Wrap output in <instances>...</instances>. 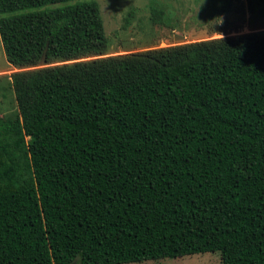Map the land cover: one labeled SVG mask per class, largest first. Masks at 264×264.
Instances as JSON below:
<instances>
[{"label": "trees", "instance_id": "16d2710c", "mask_svg": "<svg viewBox=\"0 0 264 264\" xmlns=\"http://www.w3.org/2000/svg\"><path fill=\"white\" fill-rule=\"evenodd\" d=\"M238 1L191 0L217 38L115 54L96 1L0 0L17 70L0 75V264H264V0Z\"/></svg>", "mask_w": 264, "mask_h": 264}, {"label": "rangeland", "instance_id": "374dc122", "mask_svg": "<svg viewBox=\"0 0 264 264\" xmlns=\"http://www.w3.org/2000/svg\"><path fill=\"white\" fill-rule=\"evenodd\" d=\"M91 1V0H88ZM96 1L100 8L101 18L103 21L105 34L113 36L114 31H118V38L116 40L117 48L115 54L128 53L131 51H141L146 48L154 46V42L159 47H166L169 45H176L184 42H191L197 40L217 38L220 35L214 34L210 29L211 25L205 23V27L200 23V19L194 21L190 17L197 12V5L191 3V0H159L166 5V11L170 14L177 15L179 17V24L174 26V29L168 27H158L150 22V0H93ZM193 2V0H192ZM193 4V5H192ZM206 4V5H205ZM244 4V0L238 1L237 5ZM203 7L204 13L208 12V4L205 1L199 4ZM135 11L132 28L127 31L120 29L121 21L117 19L121 16L122 11L129 10ZM15 13H10L4 16H11ZM169 14V13H168ZM169 14V17H170ZM123 14L122 16H124ZM3 16V17H4ZM121 16V17H122ZM117 19L116 21L114 19ZM248 15L245 13L244 21L240 22L236 20L232 21V24L237 28L228 31L230 35L235 33H246L248 29L245 26ZM218 21V19L216 20ZM206 22H208L206 20ZM222 26L224 22L222 19L219 21ZM209 33L205 36L203 34ZM17 71L13 67H10L5 59V55L2 49V43L0 40V75L9 76L12 72ZM5 112L16 109V102L12 94H9L2 106ZM133 264V263H129ZM135 264H219V258L214 253H205L197 255L182 256L172 260H164L159 262H140Z\"/></svg>", "mask_w": 264, "mask_h": 264}, {"label": "water", "instance_id": "95a60500", "mask_svg": "<svg viewBox=\"0 0 264 264\" xmlns=\"http://www.w3.org/2000/svg\"><path fill=\"white\" fill-rule=\"evenodd\" d=\"M259 34L263 35L264 34V30H260V31H257Z\"/></svg>", "mask_w": 264, "mask_h": 264}, {"label": "clouds", "instance_id": "9594fccd", "mask_svg": "<svg viewBox=\"0 0 264 264\" xmlns=\"http://www.w3.org/2000/svg\"><path fill=\"white\" fill-rule=\"evenodd\" d=\"M236 34V33H235Z\"/></svg>", "mask_w": 264, "mask_h": 264}]
</instances>
